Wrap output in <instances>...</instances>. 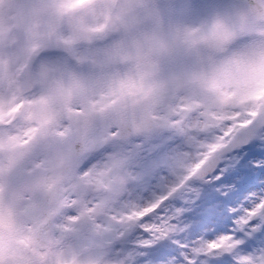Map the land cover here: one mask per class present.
Returning a JSON list of instances; mask_svg holds the SVG:
<instances>
[{"label": "snow or ice", "instance_id": "obj_1", "mask_svg": "<svg viewBox=\"0 0 264 264\" xmlns=\"http://www.w3.org/2000/svg\"><path fill=\"white\" fill-rule=\"evenodd\" d=\"M209 128L199 162L144 203L124 198L137 176L96 165L99 151L143 149L159 129ZM175 143H152L145 180ZM255 147L264 149V0H0V264H145L174 230L161 215L168 202L219 171L225 153ZM236 225L193 255L264 264V192ZM93 249L101 254L82 259Z\"/></svg>", "mask_w": 264, "mask_h": 264}, {"label": "rangeland", "instance_id": "obj_2", "mask_svg": "<svg viewBox=\"0 0 264 264\" xmlns=\"http://www.w3.org/2000/svg\"><path fill=\"white\" fill-rule=\"evenodd\" d=\"M15 15L6 20L8 24L16 23ZM206 131L207 129H200L194 132L170 134L164 129H159L150 133L148 137L142 138L145 145L143 149L136 148L135 141L109 146L96 160V165L100 168L105 165H114V171L118 173H130L137 176L139 179L131 183L127 189L131 195H125L124 198L144 203L150 198L164 194L170 185L176 184L175 177L187 168L197 154V148L202 141L200 134ZM169 135H174L176 138L174 147L164 157L157 174L145 180L139 168L140 160L149 155L153 142H161ZM255 164L264 165V149L255 147L246 152L237 151L221 159L219 171L215 172L210 179H194L178 192L161 212L165 219L174 217L171 220L174 230L167 240H162L157 246L155 251L163 249L159 254H155V251L149 252L150 249L145 250L148 252L145 264H184L186 255L193 256L196 264H212L208 258L194 256L191 250L199 248L205 241L237 228L236 221L243 215L245 201L254 193L264 192V169L255 168ZM253 172H256L258 176L256 185L249 181ZM217 175L220 176L218 180L215 179ZM237 188H242L241 192L231 197V201L227 203L226 194ZM140 197L144 199H139ZM177 210H181L179 214ZM98 219L101 223H107L103 216ZM152 223L160 225V217H154ZM131 232V238L142 235L138 229H132ZM53 235L58 233L50 231L49 236ZM178 244H187L189 248H180ZM100 254L99 249L88 250L85 251L82 259L88 256L95 258ZM101 264L104 262L101 261Z\"/></svg>", "mask_w": 264, "mask_h": 264}, {"label": "clouds", "instance_id": "obj_3", "mask_svg": "<svg viewBox=\"0 0 264 264\" xmlns=\"http://www.w3.org/2000/svg\"><path fill=\"white\" fill-rule=\"evenodd\" d=\"M3 14H4L5 19L8 20V19H11L15 15V11L13 9L8 8L7 5H5ZM213 134H214L213 128H209V129H207L206 132L200 134L202 136V141L197 148V154L189 162L187 168L182 173L178 174L175 177V183L176 184L179 183V181L183 178V176H185L187 174L188 168L194 166L197 162H199V158H200L199 154L207 151V148L202 146V145L210 144L212 142V139H213ZM79 149H80L79 145H75L73 147V151H75V152H78Z\"/></svg>", "mask_w": 264, "mask_h": 264}, {"label": "bare ground", "instance_id": "obj_4", "mask_svg": "<svg viewBox=\"0 0 264 264\" xmlns=\"http://www.w3.org/2000/svg\"><path fill=\"white\" fill-rule=\"evenodd\" d=\"M99 158H100V157H99ZM99 158H98V159H99ZM96 160H97V159H96Z\"/></svg>", "mask_w": 264, "mask_h": 264}]
</instances>
